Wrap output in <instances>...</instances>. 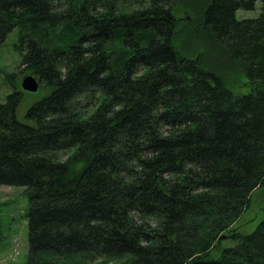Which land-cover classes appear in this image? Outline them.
<instances>
[{
  "label": "trees",
  "instance_id": "obj_1",
  "mask_svg": "<svg viewBox=\"0 0 264 264\" xmlns=\"http://www.w3.org/2000/svg\"><path fill=\"white\" fill-rule=\"evenodd\" d=\"M258 1L0 0L46 92L26 122L0 103L24 264H264V221L236 227L264 185V13L237 18Z\"/></svg>",
  "mask_w": 264,
  "mask_h": 264
},
{
  "label": "rangeland",
  "instance_id": "obj_2",
  "mask_svg": "<svg viewBox=\"0 0 264 264\" xmlns=\"http://www.w3.org/2000/svg\"><path fill=\"white\" fill-rule=\"evenodd\" d=\"M264 13V4L256 3L254 10H239V20L256 19ZM17 31H14L3 46L0 47V103H5L8 96L20 92L22 102L17 110V118L26 122L27 111L41 101L46 92L42 89L35 94L23 91L22 82L27 76H34L24 71L21 56L15 50ZM233 77L232 89L236 94H245L240 88L242 80ZM237 81V83H236ZM29 207V199L24 188L0 186V264H24L29 250V230L25 216ZM264 221V185L252 193L250 207L241 216L237 228L242 234H251ZM95 264H114L101 260Z\"/></svg>",
  "mask_w": 264,
  "mask_h": 264
},
{
  "label": "water",
  "instance_id": "obj_3",
  "mask_svg": "<svg viewBox=\"0 0 264 264\" xmlns=\"http://www.w3.org/2000/svg\"><path fill=\"white\" fill-rule=\"evenodd\" d=\"M40 83L36 76H27L22 82V89L28 93H38L40 91Z\"/></svg>",
  "mask_w": 264,
  "mask_h": 264
}]
</instances>
